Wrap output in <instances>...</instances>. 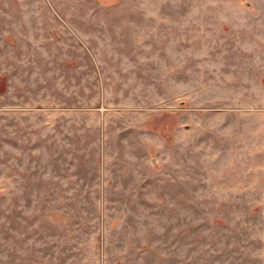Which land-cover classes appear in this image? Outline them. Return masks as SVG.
Wrapping results in <instances>:
<instances>
[{"label": "rangeland", "instance_id": "374dc122", "mask_svg": "<svg viewBox=\"0 0 264 264\" xmlns=\"http://www.w3.org/2000/svg\"><path fill=\"white\" fill-rule=\"evenodd\" d=\"M261 17L0 0V264H264Z\"/></svg>", "mask_w": 264, "mask_h": 264}, {"label": "crops", "instance_id": "0c3cea01", "mask_svg": "<svg viewBox=\"0 0 264 264\" xmlns=\"http://www.w3.org/2000/svg\"><path fill=\"white\" fill-rule=\"evenodd\" d=\"M251 24L254 27H259V32L258 33H255V28H254V31L253 32H251L252 29L248 30V26L251 25ZM261 24H264V20L262 19V17L261 18H252L250 24H248L246 26V29H245V31L249 33V34H247V36H249L252 39L253 38L252 36L256 35L257 36L256 39H259L260 34L261 33L263 34V32H262V30L260 28V25ZM260 39L263 42L262 45L264 47V37L262 36V37H260ZM255 40H251L252 41V46L250 47V49H248V50L244 49V50H241L239 52L241 54L242 53L243 54H246L247 60H248V64L249 65L251 64L252 66H256V65L260 64L259 58H261V57L263 58L264 57L263 51L257 50L256 48L253 47V46H255L254 45V41ZM251 69H253V70L256 69L257 72H258V68H251ZM237 77L238 76L235 73V76H234V79H233L234 81L233 82H234V85L236 87L240 88V89H249V87L251 89H259V90H263L264 89V72H261L256 78L252 77L250 79L249 76H246L245 81L244 82H241V83L238 82ZM234 98H235L234 99L235 105L240 104L242 106V104L243 105H246L247 102H248L247 100H245L243 102L242 99L239 98V97H234ZM242 111H245V109H243ZM261 114L263 116V113H261ZM245 135H246V131H245Z\"/></svg>", "mask_w": 264, "mask_h": 264}]
</instances>
